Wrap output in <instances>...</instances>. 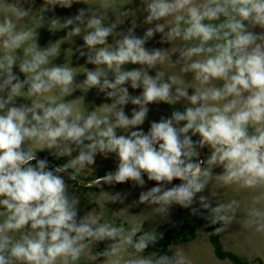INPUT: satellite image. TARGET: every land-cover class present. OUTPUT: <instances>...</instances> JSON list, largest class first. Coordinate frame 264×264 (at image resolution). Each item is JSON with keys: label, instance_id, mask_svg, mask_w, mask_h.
Returning a JSON list of instances; mask_svg holds the SVG:
<instances>
[{"label": "clouds", "instance_id": "9594fccd", "mask_svg": "<svg viewBox=\"0 0 264 264\" xmlns=\"http://www.w3.org/2000/svg\"><path fill=\"white\" fill-rule=\"evenodd\" d=\"M75 2L47 0L53 9ZM142 2L148 26L142 35L135 19L126 31L106 25L102 8L90 16L80 8L64 21L69 37L83 32L79 56L95 66L83 69L79 85L71 66L51 64L58 44L41 49L33 29L17 30L16 21L30 9L0 4V264H79L101 241H111L102 253L106 264H185L179 254L136 255L157 241L155 233L137 235V227L125 230L91 212L79 216L64 174L76 180L98 154H115L118 164L98 177L97 186L131 181L143 187L146 176L156 186L141 192L139 203L158 206V213L177 204L211 224L227 225L238 201L213 206L198 195L219 167L214 178L221 186L257 193L247 224L264 232V0ZM157 34L159 43L171 47H146ZM109 37L116 39L109 43ZM129 86L142 91L132 95ZM77 87L85 94L97 89L111 102L92 111L66 102ZM180 102L182 111L152 121L147 132L140 129L150 104ZM129 104L135 106L131 116L125 112ZM46 149L69 159L50 168L47 158L37 157ZM203 149L210 150L206 160L200 158Z\"/></svg>", "mask_w": 264, "mask_h": 264}, {"label": "rangeland", "instance_id": "374dc122", "mask_svg": "<svg viewBox=\"0 0 264 264\" xmlns=\"http://www.w3.org/2000/svg\"><path fill=\"white\" fill-rule=\"evenodd\" d=\"M5 0H0V4ZM9 6L24 7L30 9V14L27 17L16 21L17 30L31 28L37 36L36 42L41 49L59 45V53L51 58V64L68 65L77 72L76 84L79 85L84 79L83 69L94 68V65L86 63V57L79 56L80 46L83 45V32L80 36L69 37L67 35L69 28H64L63 23L67 18L77 14L80 8L88 9V15L92 14L93 9L102 8L108 15L105 24L116 23L117 31H126L133 19L140 25L136 29L137 35H142L148 27L143 24L146 13L143 11L142 0H79L75 2L71 8H62L57 5L54 9L47 3V0H7ZM107 5L108 7H104ZM47 9V10H45ZM3 17V12H0V19ZM53 21H56L53 27ZM83 28L84 25H81ZM116 37H109V43H113ZM159 34L149 41L146 47L149 48H170L169 44H161ZM175 59V56L173 57ZM127 69L137 68L139 65H126ZM18 72V68L14 69ZM175 71H178L176 69ZM150 74L154 75L155 70H150ZM23 79V74H20ZM142 89L133 90L129 86V92L132 95H139ZM191 92V90H190ZM66 102L74 103L82 106L86 111H92L100 107L102 104L110 103L102 93H98L97 89H91L86 94L81 92L77 87L70 96L63 98ZM26 102L18 98L17 103ZM135 107L131 104L125 106V112L131 116V110ZM149 114L145 123L140 126V129L147 132L152 121H159L161 117H170L173 110H183L184 102L176 105H167L164 103L150 104ZM137 130V129H132ZM118 134H124L118 130ZM198 139V137H194ZM210 150H201V159H207ZM73 156L77 152H73ZM37 157L47 158L49 166L56 167L66 163L69 157L56 158L50 150L38 151ZM118 160L115 154H110L105 159L101 154L96 156V162L90 166L88 170L81 173L77 180L80 181L79 186L69 184V193L74 195L78 200L79 216L83 217L88 213H95L101 217V222H110L117 227H123L128 230L132 227L140 229L141 234L144 232L155 233L157 241L162 237L159 227L167 225L168 228H181L185 222L184 215L190 214V208H183L180 205L173 204L168 213H158L153 209L158 207L151 204L139 203V195L141 192L148 191L151 187L156 186V182L148 181L145 176V185L137 186L134 182H126L123 184L97 186L94 182L98 177L104 176L109 171H115ZM71 171V170H69ZM213 179L208 184L206 190L198 195L207 196L213 206L217 203L227 204L232 200L238 201V206L235 207L234 213H229L233 216L230 224H215L217 227H223V231L217 233L213 229L212 233L201 230H196L193 239H180L172 243L169 248L168 257L174 258L177 255H182L185 258V264H235L228 258L219 257L216 253L215 246L211 240V234L217 239L224 253L233 254L239 258L241 264H264V232H257L255 226H249V210L253 206V197L257 194L254 191L238 189L237 186H221L215 180V175L222 172V169L216 167L212 170ZM179 180H174L172 184H179ZM172 185H168L171 187ZM120 194L124 199L117 202H112L111 196ZM192 207L199 208V204H194ZM204 211V210H201ZM203 223L208 224V221L201 219ZM187 230L186 232H188ZM156 241V242H157ZM111 241H101L90 246L87 250L88 255L85 260L88 264H106V259L102 255L106 247ZM132 249H128L131 252ZM136 255H154L156 253H137ZM128 253H124V259H128Z\"/></svg>", "mask_w": 264, "mask_h": 264}, {"label": "trees", "instance_id": "16d2710c", "mask_svg": "<svg viewBox=\"0 0 264 264\" xmlns=\"http://www.w3.org/2000/svg\"><path fill=\"white\" fill-rule=\"evenodd\" d=\"M35 164V161L32 162ZM50 168H54L49 166ZM64 178L68 180L70 183L79 186L78 183H75L72 180L68 179V176L64 174ZM206 212V211H205ZM207 213V212H206ZM208 221V224L203 223L201 219ZM185 222L183 223L181 228H168L167 225H163L159 227L160 232L163 233L162 237L155 242L154 244H150L149 247L145 250L148 253H156V256L161 255H169L168 248L169 246L180 239H193L195 236V232L197 229L204 230L206 232L212 233L213 229H215V224H211L209 220L205 219L204 216L200 214H186L184 215ZM189 230L188 232H186ZM211 240L215 246L216 253L219 257L228 258L235 264H241V261L238 257L233 254L224 253L221 249L220 244L217 242V239L211 234ZM79 264H88L85 260H81Z\"/></svg>", "mask_w": 264, "mask_h": 264}, {"label": "water", "instance_id": "95a60500", "mask_svg": "<svg viewBox=\"0 0 264 264\" xmlns=\"http://www.w3.org/2000/svg\"><path fill=\"white\" fill-rule=\"evenodd\" d=\"M39 158V157H38ZM39 159H42V158H39ZM67 175V174H66ZM72 181H74L75 183H78V184H80V181H78L77 179L76 180H72Z\"/></svg>", "mask_w": 264, "mask_h": 264}, {"label": "flooded vegetation", "instance_id": "af4514ba", "mask_svg": "<svg viewBox=\"0 0 264 264\" xmlns=\"http://www.w3.org/2000/svg\"><path fill=\"white\" fill-rule=\"evenodd\" d=\"M204 215H208V213L204 212ZM185 240H189V239H185Z\"/></svg>", "mask_w": 264, "mask_h": 264}]
</instances>
